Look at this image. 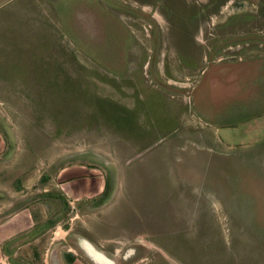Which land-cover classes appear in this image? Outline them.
Returning a JSON list of instances; mask_svg holds the SVG:
<instances>
[{"label": "rangeland", "instance_id": "1", "mask_svg": "<svg viewBox=\"0 0 264 264\" xmlns=\"http://www.w3.org/2000/svg\"><path fill=\"white\" fill-rule=\"evenodd\" d=\"M27 224L39 257L264 264V0H0V232Z\"/></svg>", "mask_w": 264, "mask_h": 264}, {"label": "crops", "instance_id": "2", "mask_svg": "<svg viewBox=\"0 0 264 264\" xmlns=\"http://www.w3.org/2000/svg\"><path fill=\"white\" fill-rule=\"evenodd\" d=\"M11 233L12 235L8 236L6 233L0 232V250L3 251V263L6 261L7 264H87L85 259L78 256L77 251L72 247L67 252H61L59 256L54 257L52 256L54 249L52 251L47 248L46 252L43 253L44 255L39 257L34 244L39 242L43 235L41 231L28 226V224L20 232ZM24 251L27 256L23 255ZM94 259L97 260L95 257ZM95 262L98 263L99 261Z\"/></svg>", "mask_w": 264, "mask_h": 264}, {"label": "bare ground", "instance_id": "3", "mask_svg": "<svg viewBox=\"0 0 264 264\" xmlns=\"http://www.w3.org/2000/svg\"><path fill=\"white\" fill-rule=\"evenodd\" d=\"M155 17H156V19H158V20H159V21H158V20H157V21L159 22V24H160V25H161V27H162V26L164 25V24L162 23V21H163V20H162V18L159 16V14H155ZM160 22H161L162 24H161ZM165 27H166V25H165ZM163 28H164V27H163ZM165 29H166V28H165ZM92 251H93V250H92ZM94 252L97 254V252H96V251H94ZM3 264H7V262H6V261H4V263H3Z\"/></svg>", "mask_w": 264, "mask_h": 264}, {"label": "trees", "instance_id": "4", "mask_svg": "<svg viewBox=\"0 0 264 264\" xmlns=\"http://www.w3.org/2000/svg\"><path fill=\"white\" fill-rule=\"evenodd\" d=\"M108 185H109V180L107 179V181L105 182V186L108 187ZM106 187H105V189H106ZM105 189H103V191H102L103 193L106 192ZM103 196L104 195H101L99 197L103 198Z\"/></svg>", "mask_w": 264, "mask_h": 264}]
</instances>
